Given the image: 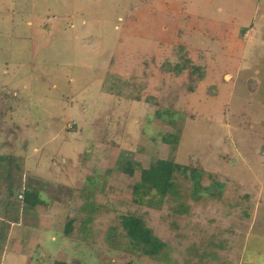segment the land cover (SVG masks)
Returning a JSON list of instances; mask_svg holds the SVG:
<instances>
[{"label": "rangeland", "instance_id": "rangeland-1", "mask_svg": "<svg viewBox=\"0 0 264 264\" xmlns=\"http://www.w3.org/2000/svg\"><path fill=\"white\" fill-rule=\"evenodd\" d=\"M179 48L204 79L168 71ZM0 154L25 158V188L50 203L22 210L0 264L207 263L214 210L199 204L177 230L168 206L149 203L158 191L134 192L141 169L168 159L255 186L226 256L264 264V0H0ZM75 190L98 196L103 222L148 213L172 262L66 238ZM196 225L207 231L194 237Z\"/></svg>", "mask_w": 264, "mask_h": 264}, {"label": "trees", "instance_id": "trees-1", "mask_svg": "<svg viewBox=\"0 0 264 264\" xmlns=\"http://www.w3.org/2000/svg\"><path fill=\"white\" fill-rule=\"evenodd\" d=\"M177 55L175 63L168 61L166 64L170 73L180 76L187 71L191 77H196L197 80L204 79L205 73L200 67L192 64L183 48L178 49ZM172 136L174 135L165 134L162 141L175 150L179 138L174 136L175 138L172 139ZM121 162L122 158H120ZM24 167L25 158L13 154H0V261L8 248L9 235L13 225L20 223L22 210H33L38 207L47 209L50 204L39 192L25 188ZM120 168L123 172L133 173L130 163L127 168ZM153 190L158 191L157 198H154V200H158L149 201V203H154V206H168L176 220L190 217L193 209L199 206L208 215L211 214L210 211L214 210L215 219L210 217L208 220L219 227L214 228V233L210 238H207V242L214 245L213 248L216 252L214 251L212 256H209V253L204 251L205 257H209L210 261L222 259L221 264H232L226 256L229 250V238L226 237L233 229L232 224L250 221L255 207L257 192L255 186L242 184L220 174L206 172L193 165H181L174 162L173 159H168L159 160L155 165L141 169V180L134 186V192L143 198L152 195ZM160 190L164 191L163 194L159 193ZM76 199L77 201H75ZM98 199V196L92 192L74 191L73 200L76 206L71 210L74 215L72 216L70 213L64 227L63 234L66 238L78 243L90 242L92 244L98 243L101 239V243L113 250L149 258L160 263L172 262L170 254L173 249L155 235L146 218L148 213L142 215L131 209L120 214L115 211L116 217L112 224L103 222L102 217L110 211ZM138 200L140 204L141 200ZM208 205H210V210ZM225 221H228L227 227L223 230L221 226ZM170 224L177 230L185 228V225L180 224L178 220L172 221ZM204 229V227L196 225L194 230L197 235L194 237H199L202 232L207 231ZM99 232L104 236L100 238ZM182 237L179 240H182ZM184 238L186 239V237ZM206 244L202 243L200 247H195L197 245L193 244L195 245L192 247L194 254L198 256V252L202 253L204 247L206 251H209L210 244ZM184 249L188 248L185 246ZM220 251L224 255H221ZM210 261L206 263L201 258L198 264H209ZM54 264L67 263L56 261Z\"/></svg>", "mask_w": 264, "mask_h": 264}, {"label": "crops", "instance_id": "crops-1", "mask_svg": "<svg viewBox=\"0 0 264 264\" xmlns=\"http://www.w3.org/2000/svg\"><path fill=\"white\" fill-rule=\"evenodd\" d=\"M15 227H19V225L18 226L17 225H14L13 226L12 233L16 231V228Z\"/></svg>", "mask_w": 264, "mask_h": 264}]
</instances>
